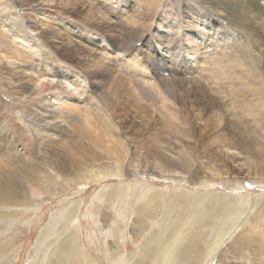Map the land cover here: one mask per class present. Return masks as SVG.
I'll return each instance as SVG.
<instances>
[{
  "label": "rangeland",
  "instance_id": "374dc122",
  "mask_svg": "<svg viewBox=\"0 0 264 264\" xmlns=\"http://www.w3.org/2000/svg\"><path fill=\"white\" fill-rule=\"evenodd\" d=\"M258 1L257 5L260 3L264 8V0ZM34 3H36L34 0H21L22 7L29 8V11L30 5ZM128 3L129 5L122 6L116 13V9L108 12L98 6L109 17L106 20L101 18L98 11L90 14L94 21L89 28L98 31L106 38L109 53L126 55V59L116 67L109 64L112 59L108 60V63L89 59L91 53L83 43L64 40L59 36L51 37L47 31L37 30V40L32 43H41L42 49L39 51L41 57L47 60H59V63L69 66L70 72L79 73L81 78L83 76L81 80L87 83L88 91L93 94L95 104L99 106L97 107L99 112L94 111L97 117L95 118L94 114L95 119H92V121L96 120V123L93 121L94 124L90 128L84 125L88 137L89 130H92L90 139L87 140L89 142L93 139L96 143L98 138H102V146L104 145L105 149L101 147L100 140L92 144V147H96L95 145L100 143L98 148L93 147L96 153L85 156L86 162L90 160L86 164L95 166L101 162V166L96 165L93 168L96 173L90 170V166L85 170L74 169L76 171L67 175L69 183L63 185L57 183L54 193L35 196L32 203L25 208L10 207L3 211L9 214L6 216L7 224H4V227L9 228L4 235L8 239L6 244L10 246L7 253L11 254V264L57 263L54 258L51 260L55 257V254H52V240L70 234L73 228L80 229L81 242L91 256L90 263L115 264L117 261H114L115 257L122 259L124 255L122 264H134L139 258L143 243L167 225L165 219L168 216V205L175 195L186 198L192 195L205 200L208 205L204 210L217 215L211 237H217L222 222L228 221L232 224L239 209L241 210L235 225L228 233L217 239L218 244L214 249L209 250L212 244H208L204 252H192L188 264H242L243 258L235 257L230 245L244 227L254 231L252 233L254 243L258 242L256 240L260 235L256 225L259 223L264 227V218H262L264 212L258 211L256 207L257 201L264 198V170L254 173L243 169L244 167L240 169V164L229 156L224 154L222 156L216 146L221 141L227 140V137H233L239 145L243 144L241 131L239 133V129L242 128L244 133L252 131L251 134L262 142L264 133L253 132L251 127L246 128L240 124V121L248 123L253 118H261V115L249 116L243 110L244 106L239 103L233 105L228 100V95L231 93L229 88L220 89L222 94L227 95V99H219L218 94L215 93L217 89L215 85L213 89L210 83L196 76L205 72L208 77L212 76L211 79L214 81L218 66H223L222 62L216 60V53L225 51L227 44L233 45L238 39V35L232 33L235 26L229 25L224 19L214 22L208 0H166L165 8L159 16L139 12L131 0H128ZM7 8L11 10L10 7ZM76 8L69 14L75 18L82 17L85 8L80 5ZM177 27L184 31L191 30L192 36H196L194 40L199 51V64L202 69L200 73H193L188 63V57L193 56V47L190 43L184 42L168 48L171 37L167 32L170 33V29ZM198 30L206 31V37L202 39L195 34ZM248 33L256 32L249 30ZM214 38L220 46L212 42ZM261 38L264 41V35ZM231 39L233 40L228 41ZM256 40L257 37L254 36L253 44ZM44 44L51 47L53 54ZM157 45H163L169 50L170 56L160 55L156 49ZM74 68L76 70H73ZM2 71L0 68V109L10 113L12 99L8 96L16 88L9 86V78L2 75ZM120 74L131 77V80L121 79ZM72 79L74 80V76ZM85 80L87 82H84ZM141 83L148 85L152 93L150 98L140 90ZM211 97L217 100L218 109L224 115L222 125L218 127L221 129L219 133L215 127H212V123L210 124L213 111L209 101ZM12 113L14 114V111ZM89 113L90 109L85 114ZM167 119L171 124H167ZM107 123L110 124V128ZM170 125H176L175 129ZM99 127L103 129L97 132L100 130ZM216 132L217 134H214ZM92 133L97 135L93 134V136ZM58 140L69 143L64 138ZM31 141V151L35 156L31 155L28 158L29 163L39 164L51 153V148L47 141H38L34 138ZM243 145L248 148L251 146ZM17 151L25 155L26 150L22 142L18 143ZM91 155L95 159L89 158ZM118 155L124 156L121 173L115 161ZM105 174L108 176L106 177ZM31 190L35 194L42 192L34 187L30 188ZM102 193L104 197L100 196ZM155 196L161 197L159 213L156 212L153 219L148 212V215L138 221L137 210L148 202L147 208H152L156 202ZM217 199H225L227 207L224 209L212 207ZM97 204L104 206L107 218L100 215V220L96 219L98 212L92 209ZM175 204H178V201ZM65 208L70 210L66 212L65 219L60 223L61 231L66 229L60 235V231L57 233L58 230H53L51 226L55 223L53 221L57 219L58 213ZM188 209L189 206H186L179 214L170 213L168 223L172 222L174 226L186 223L189 226L197 219ZM245 218H247L246 222ZM3 221L1 220L0 223ZM120 226H122L121 230ZM44 239H48L49 242L45 245L43 243L40 249L38 245ZM205 239L207 241L209 238ZM253 249L251 247V250ZM55 253L57 254L56 251ZM260 257V254H253L251 258L261 261ZM262 257L264 258V255ZM71 263L72 260L67 264Z\"/></svg>",
  "mask_w": 264,
  "mask_h": 264
},
{
  "label": "bare ground",
  "instance_id": "6f19581e",
  "mask_svg": "<svg viewBox=\"0 0 264 264\" xmlns=\"http://www.w3.org/2000/svg\"><path fill=\"white\" fill-rule=\"evenodd\" d=\"M34 1L36 3L30 5L31 10L29 11V8L22 7L21 0H10L7 2L6 0H0V68L3 70L2 75L9 78V86L12 85L16 88L8 96L12 99L11 112L6 113V111L0 109V113H3L0 114V124H2L0 128V222L3 219L5 220L6 216L9 215L3 212L7 208H25L26 205L32 203V199L35 196H46L54 193L53 190L57 187V183L61 185L69 183V181L67 182V175L71 174L72 171H76L74 169L85 170L90 166V170L96 173V171H93V168L96 165L98 167L102 165L100 164L101 162L95 166L89 165L86 163L90 160L85 161L86 154L89 156L94 153V148H98V145H100L99 143L95 145L96 147L93 146V148L92 144H96L102 139L98 138L99 140L96 143L95 141L93 142V139L88 142L87 139H90L92 130H89L88 137V131L84 129L93 126L94 123L92 122L94 120L92 121V119L94 118V111H97V107L99 106L95 104L93 94H90L88 91L87 83H83L81 80L83 76L81 78L79 77V73L70 72L69 66L62 62L59 63V60H47L41 57L39 53L42 49L41 43H32L34 40H37V30H45L51 37L59 36L60 38H64V40L67 39L68 41L83 43L91 53L89 59L95 60L96 62L108 63V60L112 59L109 64L116 67L121 65V62L126 59L125 54H110L106 38L100 35L98 31L89 28V26L94 21L90 14H95L98 11L102 19H109L107 14L101 9L108 12L116 9V13L122 6L129 5L128 0ZM131 1L138 8L139 12H148L158 16L164 10L166 4V0ZM257 2L259 1L208 0L209 7L213 11L214 22L224 19L229 25L235 26L232 33L238 35V39L233 42V45L227 44L225 51L222 50L216 53V60L222 62L223 66H218L214 81L211 79L212 76L208 77L205 72H202L199 76L196 74V76L210 83L213 89L215 85L217 88L215 89V93L218 94L219 99H227V95L222 94L221 90L229 88L231 93L228 95V100L233 105L239 103L244 106L243 110L249 116L261 115V118H253L248 123L240 121V124L246 128L248 126L251 127L253 132L264 133V41L261 38L264 35V8L261 7L260 3L257 5ZM77 5L85 8V14L80 18L72 17L69 14L72 13L71 10L76 8ZM7 7H10L11 10H7ZM249 30H253L256 33H248ZM191 33H193L191 30L184 31L177 27L176 29H170V33L167 32V35L171 37V44L168 45L169 49L171 46H176L184 42L192 45L193 56L188 57V63L191 65L192 72L194 73L200 70L202 71V69L199 64L198 47L194 40L196 36H192ZM195 34L201 36L203 39V37H206L207 32L198 30ZM254 36L257 37V40L253 44ZM216 41L217 39L215 38L212 40L213 43H218L217 45L220 46V43ZM44 46H47L48 51L53 54L51 47L45 44ZM228 48L230 49L229 51ZM156 49L160 55L170 56L169 50H166L163 45H157ZM73 70H76V68ZM73 76L74 80L72 79ZM119 77L124 80L131 78L123 74H120ZM84 82L87 81L85 80ZM140 85V90H142L143 94H146L145 96L150 98L152 93L148 85L146 83H141ZM209 101L213 109L210 117L212 122L210 124L212 123V127H215L219 133L221 129H218V127L222 125L224 115L218 109L219 105L214 97H211ZM89 109L90 113L85 114ZM13 111L14 114L12 113ZM108 113L106 114L108 115ZM3 115L7 116L2 117ZM171 115L175 116L174 113H171ZM167 121V124H171L168 119ZM107 125L110 128V124L107 123ZM175 126L170 125L171 128ZM102 129L97 130L96 128L97 132L102 131ZM217 132L214 134H217ZM251 132L244 133L243 128L241 130L239 129V133L242 134L240 135L242 136V143L247 146L251 145L249 148L243 144L239 145L233 137H227V140L221 141L216 147H218V152L222 153V156H229L240 164V169L244 167L243 169L254 173L257 171L262 172L264 170V137H262L263 139L261 138L262 142H260ZM33 138L38 141H47V144L51 148V153L43 161L39 162V164L32 165L29 163L28 158L31 155L35 156L31 151V140ZM58 138L67 139L69 143L61 142ZM94 140L96 139L94 138ZM19 142H22L25 146V155L17 151ZM103 146L101 140V147L105 149ZM243 146L244 148H242ZM162 148L163 146H161V150H163ZM5 149L7 150L6 155ZM99 153L101 154V152ZM92 157L93 155L89 158ZM123 157L118 155L115 160L120 173L122 171V165L124 164L122 162ZM126 161L128 160L126 159ZM40 172L42 173L39 174ZM105 176L107 177L108 175L105 174ZM29 186L42 192L35 194L32 191L33 189L30 191ZM100 196L104 197V193ZM155 199L156 202L152 208H147L149 206L148 202L137 210L138 221L148 215V212L151 213L153 219L156 216V212L159 213L162 204L161 197L155 196ZM176 201H178V204H175ZM226 204L225 199H217L214 205L211 206L224 209L227 207ZM207 205L205 200H201L198 196L190 195L187 198L180 197L179 195L173 196L168 205V216L165 219L167 225L159 229L143 243L139 258L134 264H150V262L153 264H173L174 262L188 264L192 252H204L208 244H212L209 250L214 249L215 245L218 244L217 239L228 233L235 225V222L241 214V210L239 209L237 217L234 218L232 224L228 221L222 222L223 225L220 227L217 237H211L217 215L204 210V207ZM186 206H189V212L194 213V218L197 219L196 221H192L189 226L186 223L177 226H174L172 222L168 223L170 213L179 214ZM103 207V205L97 204L92 209L98 212V216L96 217L98 220H100V215L104 218L108 217ZM256 208H258V211L264 212V198L257 201ZM68 210L70 208L62 209L58 213L57 219L53 221L55 223L52 226L50 225L53 230H58L57 233L60 231V235L66 230L61 231L60 223L65 219ZM246 221L247 218H245ZM4 224H7V219L0 223V264H11V254L7 253L10 246L6 244L8 239L4 235L9 227H4ZM256 227L258 235H260L256 240L258 241L257 243H254L255 239L252 234L254 231H250L251 228L249 227H244L230 245L235 257L243 258L242 264H264V258L262 257L264 255V227L259 223ZM121 229L122 226H120ZM205 238L209 239L206 241ZM81 241L82 236L79 228H73L68 235L54 238L52 240V254H55V257H52L51 260L54 258L57 261L54 264H64V262L67 264L71 260V264H93L90 263V253L88 254L86 247ZM48 242V239L41 240L38 247L40 246L41 249V245L43 243L44 245L45 243L48 244ZM251 247L254 249L251 250ZM256 251L261 255V261H256L251 258L253 254L258 255ZM124 257V255L122 259L115 257L114 261L117 260L115 264H122Z\"/></svg>",
  "mask_w": 264,
  "mask_h": 264
}]
</instances>
